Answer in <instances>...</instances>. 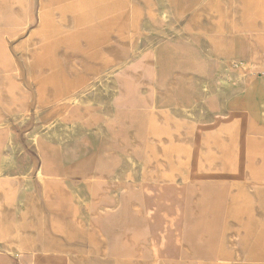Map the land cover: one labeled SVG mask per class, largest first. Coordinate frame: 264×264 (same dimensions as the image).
I'll return each instance as SVG.
<instances>
[{"label": "rangeland", "instance_id": "374dc122", "mask_svg": "<svg viewBox=\"0 0 264 264\" xmlns=\"http://www.w3.org/2000/svg\"><path fill=\"white\" fill-rule=\"evenodd\" d=\"M5 1L8 5L6 16H12V29H17L20 22L24 24L11 43L21 70L14 72L10 66L6 73V81L13 90L17 87L27 94L26 98L20 97L25 101L21 102V123L4 124L10 111L1 97V89L6 86L0 87V130L8 131L13 137L10 147L14 151L9 165L14 173L17 172L19 190L25 193L23 199L16 202L23 207L45 208L42 178L47 176L53 180L55 177L46 171L44 161L48 163V158L40 150L49 147L52 160L77 163L65 179L57 177L71 182L69 198L59 200L55 196L48 202L54 208L66 211V215L60 217L72 230L71 238L83 237L84 233L75 226L88 222L91 201L84 192L90 190L93 182L96 193L108 192L103 195L106 203L111 196V188L105 186L106 180L93 176L99 161H108L112 162L114 171L127 168L128 189L123 191L124 202L120 207L125 214L115 218L111 224L113 250L130 251V246L127 248L123 244V240L130 241V233L126 236L116 231L135 228L127 217L130 214L127 195L130 183L139 179L151 182V187L156 188L159 181L168 180L172 184L181 182L184 188V197L179 200L182 208L173 229L175 226L187 229L188 239L200 243H207L208 237L211 243L213 238L212 248L222 255L223 260L227 259L229 250L234 260L235 250L229 245L228 235L235 233L236 241L246 250V255L231 264L264 263L263 256L255 254L262 250L256 251L258 244H262L260 237L264 233L228 230L229 216L225 209L228 200L224 199L223 190V161L247 159L252 153L255 142L247 126L250 120L245 115H237L231 120L215 117L219 112L218 105L224 102L234 109L238 108L241 100L248 106L253 105L255 83L248 76L256 73H244L232 65L228 71L218 56H211L215 60L214 71L207 72L208 57L204 54L207 40L202 33L194 42L204 55L195 57L189 54L191 39L182 35L190 37L193 1L165 0L172 12L174 25L182 34L172 28L162 15L158 0H42V13L45 15L30 28H27L30 22L25 0ZM210 1L201 3L199 0L194 9L199 7V15L204 16L210 10L207 8ZM59 40L64 42H57ZM62 43L69 47L66 50L69 53L65 54L61 46L57 47ZM136 43L142 51L153 49L161 56L157 64L160 76L154 81V108H148L128 85L125 86L126 95L120 92L113 95V78L105 74L115 63L109 52L112 46L119 45L131 53ZM68 54L76 56L79 64L70 65L65 59ZM193 67L198 70L192 71ZM146 76H150L148 72ZM130 105L140 108H129ZM109 107L113 114H110ZM37 108L39 111H35ZM152 121L157 124V134L151 128ZM232 123L235 125L231 131L235 134L228 135V126ZM240 130L242 135H239ZM189 136L194 142L196 140L195 144L187 139ZM175 138L178 141L175 140L174 144ZM158 141L171 145L164 152L166 167H162L163 162L159 159ZM147 150L153 159H145V163L129 162L126 158L127 155L135 158L138 152L146 153ZM29 156L39 161V169L38 165H30ZM10 169H2L0 175L9 174ZM2 179L11 196L16 190L3 176ZM27 180L32 183L26 185ZM246 187L252 185L247 184ZM168 193L165 190L148 195L147 207H154L159 195L164 198L157 208L158 213H155L162 221L169 219L168 214L176 215L177 202ZM133 198L138 200L142 211L147 209L141 192H136ZM231 226L239 227L233 221ZM258 239L260 241L257 242ZM192 245L197 246L195 243ZM4 250L0 246V252ZM203 252L197 248L196 256L199 258L196 264H207L201 257ZM213 255L208 264H222L220 257Z\"/></svg>", "mask_w": 264, "mask_h": 264}, {"label": "crops", "instance_id": "0c3cea01", "mask_svg": "<svg viewBox=\"0 0 264 264\" xmlns=\"http://www.w3.org/2000/svg\"><path fill=\"white\" fill-rule=\"evenodd\" d=\"M191 1H193V9L189 54L195 57L205 54L208 57L206 59L207 72L214 71L215 60L211 56H218L221 59L240 61V63L243 62L247 65L250 62L247 70H239L244 73H256L248 76L255 83L253 105H250L253 107L248 106L246 101L242 103L241 100L238 108L234 109L230 104L224 102V104L221 103V106L218 105L219 112L216 113L217 116L215 117L231 120L237 115H245L250 120L247 126L250 136H253V142H255L249 158L223 161L224 199L228 200L227 205H225L228 212L226 213L229 216L228 230L264 233V0H212L209 7L206 6L210 10L204 16L203 14L199 15V7L194 9L199 0ZM205 1L209 2V0H200L201 3ZM25 5L29 13L28 22H30L27 28H30L38 23L45 13H42V0H25ZM7 11V2L0 0V87L6 85V73L10 66L13 67L14 72L21 70L20 63L12 52L11 43L22 31L24 24L20 22L17 29H12L10 21L12 16L7 18ZM201 33L203 34L202 37L207 40L204 54L194 42L200 38ZM15 48L17 49L16 46ZM194 70L198 69L193 67L192 71ZM154 72L152 78L153 81H157L156 79L160 76V69H157V65L154 67ZM17 76H15L16 81H18ZM233 125L235 123L228 126V135L235 134L231 131ZM239 135H242L241 130ZM12 140L13 137L8 131L0 130V171L6 170L7 167L11 168L9 164L12 163L11 157H13L14 151L10 147ZM13 146L17 151V145L14 144ZM40 152L47 156V172L55 177L53 181L56 180L52 183L51 189L55 192V188H57L56 193H61V184L57 177L65 179L77 166V163L67 162L64 159L52 160L49 147L43 148ZM28 161L31 166L38 165V169L40 168L39 161L33 156H29ZM112 166V162L99 161L93 176L103 178L107 172L112 170ZM8 173L1 176L16 191L12 193L10 198H0V246L5 248L4 251L0 252V264H193L198 261L199 257L187 252L181 242L175 244L179 252L177 258L166 256L154 263L151 253L149 251L140 253L138 247L141 242L138 243L134 240L136 233L149 232V229L133 227L116 229L119 233H124L126 236L130 233L132 236L131 241L123 240L125 247H132L131 252L113 250V242L99 239L96 230L91 229L87 224L76 225L77 230L84 233V236L72 239L70 236L72 230L60 217L65 216L66 211L56 209L52 203H49L50 199L56 197L49 199L42 191L46 201L45 208L23 207L21 203L16 202L22 200V196L25 194L17 186L19 182L17 172L14 173V170L10 169ZM247 184L252 185V187H246ZM55 185L59 186L56 187ZM183 197L179 196L177 199L182 200ZM57 199L61 200L60 197ZM232 221L239 227H232ZM169 231L180 233L183 243L187 246H190L191 242L195 243L202 252L203 248H206L201 257L207 261V264L209 259H213V238L211 243L209 237L207 243H203V241L200 243L198 240L188 239L187 229H182L181 226L178 229L175 226ZM260 239L262 244L256 243V246L257 244L259 246L256 251H259L260 248L262 250L255 254L264 258V235H261ZM258 241L260 240L258 239ZM147 242L148 239L145 238L144 240L143 238V245ZM191 246L193 247V245ZM104 248H106L105 251ZM15 249H18L20 254H14ZM241 253L242 257L245 256L246 250L242 248ZM232 257L233 255L229 250L227 259L224 260L223 264H231L236 261L235 257L234 260Z\"/></svg>", "mask_w": 264, "mask_h": 264}, {"label": "bare ground", "instance_id": "6f19581e", "mask_svg": "<svg viewBox=\"0 0 264 264\" xmlns=\"http://www.w3.org/2000/svg\"><path fill=\"white\" fill-rule=\"evenodd\" d=\"M158 2H159L160 12L162 13L163 16L167 18L171 27L176 29L178 33L182 34L181 30L177 29L174 25L175 22L172 20V12L170 11L166 1L158 0ZM154 30L159 31L156 28ZM182 36L186 37L188 40L190 39V37H188L187 35H182ZM149 39L152 40V38H149ZM57 42H64V40H59ZM58 46L62 47L61 51L63 53L65 54L69 53L67 52L69 47L65 43L58 44L57 47ZM109 52L112 57L114 56L115 63L109 68L108 72H105V74L112 76L113 78V89H114L113 95L119 92L121 93V95H126L127 91L125 89V86L128 85V87H130V89L134 93H137L138 96H140L141 101L145 103L148 108H154V92H155L156 83L153 81L152 77L155 73L154 67L159 63V59L161 56L158 53H156L153 49H147V50L142 51L138 43L133 45V50L131 51V53L126 52L119 45L112 46ZM65 59L70 65L76 66L79 64L76 56L68 54ZM220 62H222L228 68L227 69L228 71H231L230 70L231 67H229L231 65L237 69H243V70H247L250 66V62L248 63L249 65L243 62L240 63V61L238 62L235 60L228 61L225 59H220ZM146 72L149 73L150 75L149 77L146 76ZM228 85H231V84L228 83ZM5 86L6 87L1 89L2 90L1 97L4 100V102H6L8 105L10 116L4 119V124L8 125L10 123H21V118H23V116L20 115L21 112H23L21 102L24 100H21L20 97L23 95V97L26 98L27 94L17 87H15L13 90V88L11 87V84L8 83L7 81H6ZM129 108H140V107L130 105ZM27 110L29 113V109ZM35 111H39V108H37ZM109 111H110V114H113V110H111L110 107H109ZM151 126H152L151 128L154 129V133L157 134L158 129H157V124L155 123V121H152ZM109 135H111V133ZM187 139H189L190 142L191 141L194 142L191 136H189ZM175 140L178 141V139L175 138L173 140L174 144L176 142ZM195 143H196V140L194 144ZM168 147H171V145H169L166 141H158L156 143V149L159 153L160 162H163L161 163L162 167H166L167 165V161L165 159L166 156L164 152H165V149ZM150 153L151 152H148L147 150L146 153L144 151L138 152L136 154L137 157L135 158L133 155L131 157L127 155L126 158L129 160V162L130 161H134V162L143 161L145 163V159H149V160L153 159V156ZM136 158H138L139 160H137ZM44 165H47V162L44 161ZM128 166H130V163ZM46 171H47V168H46ZM126 171H127V168L121 171L111 170L110 174L103 176V178L107 182L105 183L106 184L105 186L111 188V191H109L111 196L108 199L110 203L109 202L106 203L105 196H103L105 195V193H108V192L104 193L103 191H99L96 193L94 190L95 188H94L93 182L90 184V190L84 192L85 196H87L91 201V210L90 212H88L87 225L91 229L96 230V234L99 236V239L103 241H110L111 239L110 235L112 232V226H111L112 222L115 220V218L122 217L125 214L120 207L122 203L124 202L122 198L123 191H126L128 189L126 187V184H127V180L125 177ZM46 177L47 176H43L42 178V181L44 182L45 196L49 199L52 197L58 196L63 200H67L71 193L70 191V188L72 187L71 182H69V180H58L61 184V193H55L54 190L51 188H52V183L56 182V180L53 181L51 180V178H46ZM3 182L4 181L2 179V176L0 175V198L1 199L3 197L10 198L11 196L9 194V191H6V187L4 186ZM31 183H32L31 181H28V180L26 181V185L31 184ZM150 184L151 182H146L144 180L135 179L130 183V189H129L130 191L127 194L128 198H130V214H128L127 216L128 219H130V223L133 224L136 229H149V232L141 231L139 233H136V235L134 236L135 238L133 237L134 240L138 241V243L141 242L139 244L138 251L140 253H142L143 251H149L152 255L153 262L157 263L166 256L168 257L172 256L174 258H177L179 255V252H178V248L175 247V244L182 242L183 248L187 252H189L190 254L196 255L197 248H198L197 246L193 245L192 247L191 242H190L191 244L190 246L185 245L182 241V235L180 233H171L169 231L170 229H173L174 225H176L174 224V222H176L179 216V212L181 211V208H182L181 206L182 204L177 199L179 196L183 197L184 195L183 194L184 188L182 186V183L177 181L176 184H172L168 180H162L158 182L157 184L158 186L156 188L151 187ZM165 190L169 192L168 194H170V197L175 199L177 202L176 203V215L173 213H171L170 215L168 214L169 219L162 221L156 216L157 214L155 213H158L157 208L158 206H160V204H162V201L164 198L161 199L160 198L161 195H159V197L156 198L157 201L155 202L154 207H147V203L149 201L148 195L152 194V192H162ZM138 191L141 192V194H143V199L145 200V205L147 207L146 210L143 209L142 211L141 205L138 204V200L134 201L135 198H133V195L136 194V192L138 193ZM140 225H144V226H140ZM218 236L219 235L217 234V231H216L215 238L217 239ZM143 238L144 240L145 238L148 239V242L147 244L145 243V245H143L142 243ZM131 239H132V236H130V241ZM228 239H229V245L232 246L235 250V253H234L235 260L240 261L242 259V253H241L240 246L238 245L236 241L237 239L236 234L230 233L228 235ZM131 249L132 247L130 246V252H131ZM105 250L106 248H104V251ZM213 253L217 254V256L220 257L221 262L223 264L224 260L222 259L223 258L222 255L218 251H214ZM14 254H20L19 250L15 249ZM256 263L258 264V262ZM193 264H196V263H193Z\"/></svg>", "mask_w": 264, "mask_h": 264}]
</instances>
